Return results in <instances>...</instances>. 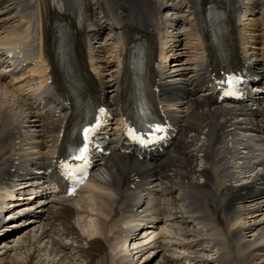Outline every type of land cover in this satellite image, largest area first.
Returning <instances> with one entry per match:
<instances>
[{
    "label": "bare ground",
    "instance_id": "obj_1",
    "mask_svg": "<svg viewBox=\"0 0 264 264\" xmlns=\"http://www.w3.org/2000/svg\"><path fill=\"white\" fill-rule=\"evenodd\" d=\"M5 1L0 0V5ZM167 1L10 0V3L6 2V5L1 7L3 10V13L0 10L1 27H6L7 23H4L8 18L15 19L13 23H8L6 37H0V56L10 53V48L19 43H22L25 54L10 59L15 72L7 76L6 82L0 83V151L9 144L8 142L2 144L1 136L10 130L2 119L1 109L10 114H14L17 110L19 114L24 113L14 101L16 99L12 98L16 96L27 106L24 108L26 112L23 116H27L28 113L34 117L28 120V126L31 132L36 133L35 142L41 149L37 151L34 163L43 167L46 159L52 157L53 149L59 148L58 135L61 134L73 112L79 111L80 114H84L89 111L83 96L79 97L70 88L71 85H76L74 74L75 69L81 70V58L83 62L86 61L91 72L82 71L84 79L95 85L98 90L95 104L98 106L100 101L108 107L114 116L115 129L109 133L111 151L98 162H94L93 166L94 170L102 169L110 177V186L117 197L111 198L107 193L92 191V202H82L84 209L88 206L93 208L94 225L92 229L89 228L90 225L84 226L85 231L83 229L81 233L71 225L73 211L70 214L66 207H59L52 213L51 211L56 208H49L47 210L50 212L49 217L60 220L63 225L61 233L75 242L67 244L66 241L56 240L50 231L42 228L35 229L33 235H29L27 230L21 243L23 247L26 243L29 248L26 250L24 248L27 246L22 248V254L19 252L18 258H11V264H19L20 257H22L20 264H60L59 259L73 261L67 254L60 255L69 247L86 258V263L83 264H148L152 259H156L155 255L158 251L161 253L159 254L161 260L159 258L156 264L170 262L188 264L189 262L184 263L185 260H189L190 264H264V168L260 174L245 184L239 186L235 184L217 190L209 187L204 174L206 170L203 172V169H200L201 158L204 157L202 153H205V157H208L209 162L215 167L232 163L231 157L223 152L225 145L230 142L225 134L215 128L216 118L220 116L213 108H205L208 103L206 93L195 92L193 88L199 89L202 84H207L208 89L213 87L212 84H208L207 77L209 56L207 51L203 50L207 38L214 33L217 34V30L225 28L223 23L235 22L238 37L247 43L244 26L255 23L254 9L257 5L264 4V0H182L185 2L182 7L188 12L189 19L176 16L169 19L161 17V10L165 8L169 10V7L178 9L181 6V2L166 3ZM207 4H213L214 7L221 6L227 11L228 17L224 19L219 12L213 13L211 10L213 8L206 7ZM30 8L34 9L33 17H29L27 9ZM131 14L139 15L141 18H133ZM58 16L67 18L73 30L68 29L64 24L52 23L58 20ZM246 20L248 22H245ZM262 24L264 25V18ZM53 26L56 31L49 43L47 32ZM107 28L109 34L101 42V33ZM133 34H140L149 46H133ZM184 36L185 43L182 40ZM74 37L77 38L76 43L73 42ZM155 39L158 41L159 57L153 69V82L158 88L156 96L158 101L162 96L170 99L172 105L169 107L177 109L178 117L186 113L190 118L191 133L188 139L192 141L190 143L192 147L184 143L181 145L182 140L178 137L166 159L153 166L148 164L142 166L139 164L145 163V159L119 154L112 144L119 135L117 129L123 119L120 107L124 96L123 82L128 84V94L136 86L145 83V77L137 69L138 63L130 57V50L133 49L138 55L144 50L145 55L146 50L155 52ZM178 40L182 45L178 44L175 47L174 44ZM183 43L184 47L188 44V47L184 48L186 51L180 47ZM263 44L264 40L261 42L264 54ZM67 47L72 50L71 53ZM244 47L245 45L240 46L241 49ZM169 51H171L169 55L175 58L167 67L165 52ZM254 54H252L253 63L259 57ZM235 55L236 53L233 56ZM262 58L264 59V56ZM201 60L204 66H201ZM237 61L253 75L263 76L255 69L252 71L240 58ZM53 64L63 70L64 82L69 86L66 88V94L70 97L68 102L65 100L62 83L55 77ZM176 70L178 74L174 73ZM102 71L105 74L108 72L107 76L110 78L104 80L106 75H102ZM21 81L28 88L23 89ZM261 84H264V81ZM22 90L26 97L20 96ZM170 90H174V96H171ZM183 98L184 100L188 98V101L180 103ZM179 104L184 105L183 110H179ZM181 111L184 113L179 114ZM252 115L257 123L251 124V127L259 128L264 125V115L260 111L256 110ZM212 133L215 134L216 139L207 152L203 144ZM198 142L200 146L197 147ZM4 152L19 153L17 149ZM191 161L192 165H189ZM17 168L16 166L15 169ZM229 171L230 168L225 169L226 173ZM250 171L249 167H242L236 172V177L245 176ZM229 176L230 174H226L218 178L226 180ZM154 186L159 187V192L153 189ZM174 190L176 196L172 197L171 193ZM229 198L232 199V204L226 206L225 212L224 205ZM117 206L122 212H126L125 219L114 217ZM11 209L13 207L6 213ZM158 216L168 222L164 239L172 245V248L167 243L156 242L157 244L153 245L155 239L137 247L135 242L141 237L133 234L134 231L144 223H156L157 221L154 220H157ZM4 223L0 226V233L4 232L3 229H8ZM88 223L89 221H84L85 225ZM121 224L124 227L120 231ZM82 225L83 223L80 224ZM209 225L210 229H214L207 239L204 238L203 231ZM128 234L132 235L133 242L130 245L125 240ZM199 234L202 237L198 239ZM214 234L219 236L218 238L222 236L223 240L213 239ZM100 240L107 243L109 253ZM43 242H46L47 255L52 256V259L48 262L43 260L41 263L42 260L37 256L44 252ZM38 243L40 245H37ZM222 243L226 244L227 251L221 250L224 248ZM159 245L161 247L150 250ZM218 245L220 246L217 249ZM16 247L17 245L14 248ZM117 247H119L118 253L115 252ZM207 247L209 250L206 249ZM210 250L212 253L208 254ZM134 253L143 256L139 261L137 259L128 263L133 259Z\"/></svg>",
    "mask_w": 264,
    "mask_h": 264
},
{
    "label": "rangeland",
    "instance_id": "obj_2",
    "mask_svg": "<svg viewBox=\"0 0 264 264\" xmlns=\"http://www.w3.org/2000/svg\"><path fill=\"white\" fill-rule=\"evenodd\" d=\"M188 15V14H187ZM186 19H189V18H186ZM184 23H186V21L184 22ZM185 25V24H184ZM184 25H183V27H184ZM2 32H1V30H0V36H2ZM184 38H185V36L184 37H182V40L184 41V43H185V40H184ZM190 39V38H189ZM192 39V38H191ZM191 41V40H190ZM184 43H183V46H180L181 48H182V50L183 51H186V49H184L185 47H188V44L184 47ZM181 45H182V43H181ZM262 48H264V44L262 45ZM79 218V219H78ZM77 218V221H79L80 222V224H82L83 223V225L82 226H80V224H79V222L77 223V221H75V223H76V226H77V224L79 225V226H77L79 229H80V231L81 232H83V229H84V231H85V228H84V226L85 227H88V225H90V229H92L91 227H93V225H94V221L92 222H90V220H88L89 221V223L87 224V225H85L84 224V219H81V216H79ZM81 219V220H80ZM92 220H93V218H92ZM87 221V222H88ZM91 223V224H90ZM93 223V224H92ZM31 225H32V227H31ZM92 225V226H91ZM35 226V227H34ZM36 226H37V223H34V222H31L30 224H28V225H26V226H23V227H21V228H19L18 230H16V231H11V233L8 231L7 233H5L3 236H1L0 237V264H11L12 262H11V258H13V257H15V258H18V256H19V252H20V254H22V252H21V250H22V248H24L25 246H27L26 245V243L24 244V247L22 246V243H21V239H22V237L24 238V236L23 235H25L26 234V232H27V230H28V234L29 235H33L34 233H35V231H33L35 228H36ZM209 228L211 227V226H208ZM207 227V228H208ZM37 229H41V227L40 228H37ZM212 229V228H211ZM211 229H209V231L211 230ZM23 230H25V231H23ZM13 232H19L18 233V235L17 234H15L14 233V235H13ZM166 232H167V230H166ZM21 234V236H19ZM216 234V233H215ZM214 234V236H212V238L213 239H215V240H221V238H222V236H220V238H218L219 236H216ZM211 235V234H210ZM13 236V237H12ZM19 238H18V237ZM9 237H12V238H9ZM16 237V238H15ZM56 240H59V241H65V240H62V239H59L60 237H56V236H53ZM9 238V239H8ZM246 239V238H245ZM222 240H223V238H222ZM18 242V244H16ZM23 242H25V241H23ZM42 244V243H41ZM223 244V246L222 247H224V248H222L221 250L222 251H227V246H226V244L225 243H222ZM17 245V247L16 248H14L15 246ZM37 245H40V243H38ZM221 245V244H220ZM220 245H218L216 248L218 249L219 248V246ZM46 246V242H43V246H42V248L44 249V252H42L41 254H39L40 256H37V258L38 259H40V260H42L41 261V263H43V260L46 262H48L49 260H51L52 259V256H48L47 255V251H46V249H47V247H45ZM14 248V249H13ZM27 248H29V246H27V247H25L24 249L26 250ZM206 249H208L209 250V247H207ZM239 248H237V250H238ZM119 250V247H117V248H115V252L116 253H118L117 251ZM18 252V253H17ZM207 252V251H206ZM16 253V254H15ZM209 253H212V251L210 250V251H208V254ZM255 253H257L256 251H255ZM264 253V252H263ZM2 254V255H1ZM18 255V256H17ZM23 255H26V254H23ZM60 255H62L61 253H60ZM59 255V256H60ZM160 255H161V253H160ZM159 255V257L158 258H156L155 260H151L148 264H156L155 262L157 261V260H159V258H160V260H161V256ZM214 254H212V256H213ZM1 256H3V257H1ZM206 256V255H205ZM204 256V257H205ZM207 257H208V255H207ZM3 258V259H2ZM19 260H20V262H19V264L20 263H22V257H20L19 258ZM60 260V264H83V262H81V261H77V260H73V261H69L68 259H65V260H61V259H59ZM24 261H26L25 260V258H24ZM38 261V260H37ZM186 261V260H185ZM16 262L18 263V261L16 260ZM86 263V262H85ZM186 263V262H185ZM231 264V263H230ZM256 264H258V263H256Z\"/></svg>",
    "mask_w": 264,
    "mask_h": 264
},
{
    "label": "snow or ice",
    "instance_id": "obj_3",
    "mask_svg": "<svg viewBox=\"0 0 264 264\" xmlns=\"http://www.w3.org/2000/svg\"><path fill=\"white\" fill-rule=\"evenodd\" d=\"M88 131H89V129H85V132H88ZM156 131H159V129L157 128ZM84 151H85V148L80 149V156H78V157H76V158H77V159L82 158V157H83V153H84Z\"/></svg>",
    "mask_w": 264,
    "mask_h": 264
}]
</instances>
